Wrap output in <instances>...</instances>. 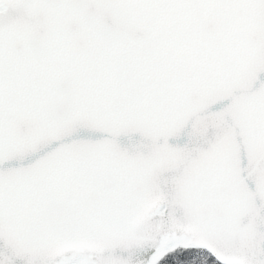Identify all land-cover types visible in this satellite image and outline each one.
<instances>
[{"label": "water", "instance_id": "95a60500", "mask_svg": "<svg viewBox=\"0 0 264 264\" xmlns=\"http://www.w3.org/2000/svg\"><path fill=\"white\" fill-rule=\"evenodd\" d=\"M264 264V0H0V264Z\"/></svg>", "mask_w": 264, "mask_h": 264}, {"label": "trees", "instance_id": "16d2710c", "mask_svg": "<svg viewBox=\"0 0 264 264\" xmlns=\"http://www.w3.org/2000/svg\"><path fill=\"white\" fill-rule=\"evenodd\" d=\"M204 255V264H220L206 250L186 246H173L157 264H188L200 254ZM192 262V261H191Z\"/></svg>", "mask_w": 264, "mask_h": 264}, {"label": "rangeland", "instance_id": "374dc122", "mask_svg": "<svg viewBox=\"0 0 264 264\" xmlns=\"http://www.w3.org/2000/svg\"><path fill=\"white\" fill-rule=\"evenodd\" d=\"M188 264H204V255H203V253H202V255L200 254L199 256L194 258L193 260H190V262H188Z\"/></svg>", "mask_w": 264, "mask_h": 264}]
</instances>
